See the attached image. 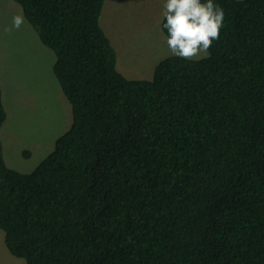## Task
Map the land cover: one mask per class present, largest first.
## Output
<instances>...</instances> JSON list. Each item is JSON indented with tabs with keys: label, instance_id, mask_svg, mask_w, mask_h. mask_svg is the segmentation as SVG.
<instances>
[{
	"label": "trees",
	"instance_id": "trees-1",
	"mask_svg": "<svg viewBox=\"0 0 264 264\" xmlns=\"http://www.w3.org/2000/svg\"><path fill=\"white\" fill-rule=\"evenodd\" d=\"M12 1L54 52L73 121L32 173L10 168L0 83L10 253L26 264H264V0H218L224 27L209 55L169 57L151 80L118 71L106 0Z\"/></svg>",
	"mask_w": 264,
	"mask_h": 264
},
{
	"label": "rangeland",
	"instance_id": "rangeland-1",
	"mask_svg": "<svg viewBox=\"0 0 264 264\" xmlns=\"http://www.w3.org/2000/svg\"><path fill=\"white\" fill-rule=\"evenodd\" d=\"M161 13L162 0L105 1L100 23L117 52L118 71L127 79L151 80L157 65L172 57L160 28ZM19 14L20 5L0 0V83L7 111L1 137L8 166L29 174L53 152L73 118L53 73L54 52L27 20L19 29L4 31ZM0 264H26L10 253L2 230Z\"/></svg>",
	"mask_w": 264,
	"mask_h": 264
},
{
	"label": "clouds",
	"instance_id": "clouds-1",
	"mask_svg": "<svg viewBox=\"0 0 264 264\" xmlns=\"http://www.w3.org/2000/svg\"><path fill=\"white\" fill-rule=\"evenodd\" d=\"M224 18L218 0H162L160 28L169 54L185 60L206 58L219 39ZM25 20L23 14L14 16L4 31L19 29Z\"/></svg>",
	"mask_w": 264,
	"mask_h": 264
}]
</instances>
